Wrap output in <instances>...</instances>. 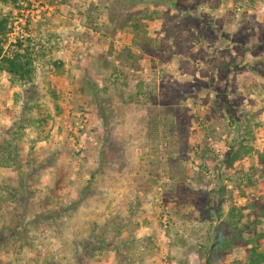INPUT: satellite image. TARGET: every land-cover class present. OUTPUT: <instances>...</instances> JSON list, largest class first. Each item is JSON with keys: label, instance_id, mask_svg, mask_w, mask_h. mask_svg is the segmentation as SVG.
I'll use <instances>...</instances> for the list:
<instances>
[{"label": "rangeland", "instance_id": "obj_1", "mask_svg": "<svg viewBox=\"0 0 264 264\" xmlns=\"http://www.w3.org/2000/svg\"><path fill=\"white\" fill-rule=\"evenodd\" d=\"M13 1L3 54L28 49L34 73L0 76V146L18 156L0 167V264L264 250V0ZM33 104L51 111L46 141L16 130ZM219 234L231 247L209 252Z\"/></svg>", "mask_w": 264, "mask_h": 264}, {"label": "trees", "instance_id": "obj_2", "mask_svg": "<svg viewBox=\"0 0 264 264\" xmlns=\"http://www.w3.org/2000/svg\"><path fill=\"white\" fill-rule=\"evenodd\" d=\"M178 1L179 0H163V4H166L168 6H173L174 8H178ZM6 31H7V21L5 19H1L0 20V76L2 73H6L10 78V81L14 85L27 86L29 84H32L34 69H33V60L30 58L29 50L25 49V51L23 50V52L17 51L14 53L12 57H8L3 54L4 53L3 38L6 35ZM18 44H19V48L22 49L23 47L22 44L21 43ZM24 115L25 116H23V118H20V121L17 123L16 130H20L23 127H25V122H26L27 124H30V126L34 128L35 133L37 135L36 138L38 141H42V140L46 141L48 139L50 132L47 131L46 129L49 128V122L51 121V116H52L51 111L49 109H45L42 106H39V104H33L27 107L26 113ZM12 132L13 131H9V135H12ZM3 143H5L6 145L3 144V146L2 145L0 146V167L5 168V167H9L12 162L16 163L15 156H17L16 153L17 148L13 146L12 138L5 139ZM6 190H7L6 194H8L7 200L16 201L20 197H24V195L21 196V194L14 188L8 189L7 187ZM4 195L5 193L1 191V197ZM1 199H0V203H1ZM1 208L2 207L0 205V211ZM236 225L237 224H235L231 219L223 223V226L225 227L233 228ZM20 235H22V233H20ZM90 247L93 249L92 244L89 245V248ZM230 247H231V243L225 241L224 237L221 234H219L216 235L215 239L213 240L212 244L207 248V250L209 252L215 251L220 253L222 250H226L227 248ZM208 264L211 263L208 262ZM244 264H264V250L261 249L259 245V241L255 242V246L252 248L248 261Z\"/></svg>", "mask_w": 264, "mask_h": 264}]
</instances>
